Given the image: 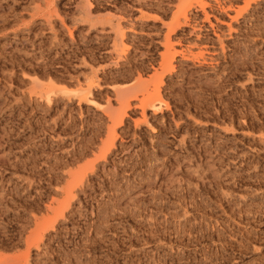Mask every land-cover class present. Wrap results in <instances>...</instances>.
Returning a JSON list of instances; mask_svg holds the SVG:
<instances>
[{"label":"rangeland","instance_id":"rangeland-1","mask_svg":"<svg viewBox=\"0 0 264 264\" xmlns=\"http://www.w3.org/2000/svg\"><path fill=\"white\" fill-rule=\"evenodd\" d=\"M187 1L0 0L3 264H264V0H206L204 11L194 2L190 25L171 39L174 70L163 73L172 57H162L166 28L140 17L171 23ZM88 10L128 17L121 24L135 31L120 58L112 33L58 58L50 27L70 45L66 27L81 40ZM35 65L39 75L22 69ZM160 81L161 108L141 109ZM117 89L126 91L124 110ZM109 108L126 115L98 161ZM92 162L63 216L54 213L69 174ZM45 217L57 221L39 228V249L28 251Z\"/></svg>","mask_w":264,"mask_h":264},{"label":"bare ground","instance_id":"bare-ground-1","mask_svg":"<svg viewBox=\"0 0 264 264\" xmlns=\"http://www.w3.org/2000/svg\"><path fill=\"white\" fill-rule=\"evenodd\" d=\"M187 2H189V4H187V6L185 5L182 9H181V12L180 13H178L177 14V16L175 17V19L174 20H172V22L171 23H167V24H165V22L163 21V16H159V15H155V16H148V15H142L140 18H144V19H147V20H151L152 22H159V23H161V25L162 26H164L165 28H166V32L164 33V40H163V42H162V45L164 46V49H165V51H164V53H162V57L163 58H167L168 56H172V57H170V59H169V62L167 63V65L164 67V68H162L161 70H163V73H165V72H171L172 73V71L174 70V66L172 65V60L174 59V57H175V54H178V52L176 53H173V54H171V49H173L174 47H173V43H172V37H173V34H175L176 32H177V30H179V29H181V28H183V27H186V26H189L190 25V19L188 18L189 17V15H187V9H188V7L189 6H191L194 2H196L197 4L196 5H198V7L202 10V11H204L205 10V8H206V6L207 5H209V3H207V1L206 0H188ZM195 4V3H194ZM89 8H90V6H88ZM192 7V6H191ZM86 11V10H85ZM91 12H90V10H88L85 14L86 15H84V17H82V18H80L79 19V21L78 22H80V23H85V24H88L87 26H88V29L85 31V33L84 34H82L83 36H82V39L81 40H75V37H74V33H73V31L70 29V27L68 28V27H66V30H67V32L69 33L68 34V36L70 37V41H71V44L70 45H68V43H62L61 41H59V40H57V33H56V30H55V27L53 28L52 26L50 27V29H51V31L53 32V34H54V42L53 43H55L53 46H51L53 49L55 48V52L57 53V55H58V58H61V55L62 54H65V53H71L70 54V56L72 57V56H76L75 54H77V52L79 51V52H81L80 50H78L79 48H81L82 46H87V45H93V44H95V43H97V44H101V45H103L105 42H103L106 38H110V35H111V33L113 34V36H112V39H111V42H112V45H113V51L116 53V55L117 56H115V57H117V58H120L121 56H120V54H119V52H122V51H125L124 50V48H125V43H123V41H124V39H125V37L127 36V31H129V32H134L135 31V28L133 27V26H129V27H123L122 26V24H121V21L122 20H124L125 18H127L128 19V17L126 16H124V15H119V16H111V17H107V18H100V17H91L90 15L92 14H90ZM129 16V15H128ZM132 16V15H131ZM130 16V17H131ZM129 17V18H130ZM60 18V17H59ZM77 19V18H76ZM144 19H143V21H144ZM46 21V20H45ZM48 23H49V21H48ZM62 23H63V21H62ZM47 24V23H46ZM63 25H64V23H63ZM130 25V24H129ZM65 26V25H64ZM155 26V25H154ZM65 28V27H64ZM99 28V29H98ZM127 28V29H126ZM61 29V28H60ZM42 30V29H41ZM59 30V29H58ZM96 31L97 30V35H95L94 36V38H93V36L90 34L92 31ZM50 31V32H51ZM81 32V31H80ZM157 35V34H156ZM92 36V37H91ZM52 38H53V36H52ZM56 40V41H55ZM107 40V39H106ZM110 40V39H109ZM52 41V40H51ZM108 41V40H107ZM178 41V40H177ZM107 43V42H106ZM52 44V43H51ZM62 44L64 45L63 47H67V49H69L70 47H71V49H73V51H71L70 50V52L69 51H65V52H62L63 51V49H66V48H63L62 47ZM77 46H76V45ZM75 45V46H74ZM100 45V46H101ZM99 46V47H100ZM37 47V46H36ZM63 48V49H61L60 51L61 52H58V49L59 48ZM40 49V51H42L41 50V46L39 47ZM52 48H50V49H52ZM91 48H93V46L91 47ZM49 49V50H50ZM92 50V49H91ZM90 50V51H91ZM93 51V50H92ZM112 51V53H114ZM87 52H89V51H87ZM111 52V51H110ZM93 53V52H92ZM180 53V52H179ZM181 54V53H180ZM12 55V54H11ZM26 55V54H25ZM57 55H56V58H57ZM183 56H184V54H182ZM63 56V55H62ZM189 56V55H188ZM191 56V55H190ZM66 57H68V56H66ZM192 57V56H191ZM24 58V57H23ZM190 58V57H189ZM196 58H198V57H196ZM195 58V59H196ZM12 59V58H11ZM17 59V58H16ZM187 59H188V57H187ZM8 60V59H7ZM50 60V59H49ZM112 61V60H111ZM21 62V61H20ZM23 62V61H22ZM81 62V61H80ZM18 63V62H17ZM51 63V62H50ZM81 63H84V65H87L88 63L87 62H85L84 60L81 62ZM89 63H93V59H91L90 60V62ZM113 64H115L116 66L119 64V62H117V61H115V62H112ZM118 63V64H117ZM194 63V62H193ZM35 64V63H34ZM52 64V63H51ZM25 65V64H24ZM41 65H43V64H41ZM45 65V64H44ZM50 65V64H49ZM83 65V64H82ZM91 65V64H90ZM27 66V65H26ZM26 66H22L23 68V70H26V71H32L33 73L35 72V73H37V70H39V68H40V65L39 66H37V65H35V66H33V68H32V66L31 67H29V68H27ZM30 66V65H29ZM47 66V65H46ZM48 68H50L49 66H48ZM93 68V67H92ZM94 69V68H93ZM42 70H43V68H42ZM97 70V69H96ZM45 71V70H44ZM95 71V70H94ZM94 71H93V73H94ZM98 71V70H97ZM31 72V73H32ZM39 72V71H38ZM41 73L40 74H42V75H44L43 73H42V71H40ZM45 72H47L48 74H54V73H56L55 71H50V70H46ZM44 72V73H45ZM58 72V71H57ZM34 73V74H35ZM26 74H27V72H26ZM29 74H30V72H29ZM38 74V73H37ZM46 74V73H45ZM95 74V73H94ZM33 75V74H32ZM39 75V74H38ZM37 75V76H38ZM44 76H46V75H44ZM48 77V76H47ZM50 77V76H49ZM55 77H57L56 75H55ZM52 78V77H51ZM98 78V77H97ZM37 80V79H36ZM52 80H54L53 78H52ZM34 81H35V78H34ZM32 82L33 83V86H34V88L36 89V88H38L40 85V83H38V82ZM55 81V80H54ZM90 85H92V83H94L93 82V80L92 79H90ZM161 83V81L158 83V85H157V88H156V90L155 91H153L151 94H147V96H145L142 100H141V106H140V104H139V106L140 107H143V108H141V109H144L145 110V108H146V106H149L150 107V109H153L154 111L155 110H159L160 108H161V104H159V103H157V100H160L159 99V94H158V90H159V84ZM96 87H99V84L97 83L96 85H95ZM87 88H89V87H87ZM92 90V89H91ZM125 89H117V95H116V98H117V96H118V101H119V104H118V108H119V106H120V108H126V107H128L129 106V101H128V97H124L126 94L124 93V92H126V91H124ZM90 92V91H89ZM146 92V91H145ZM44 93V92H43ZM42 93V94H43ZM53 93V92H52ZM32 94H35V96L36 95H38V98L39 99H41V100H44L45 102H47L48 104H50L51 103V97H50V95H48V94H46V95H42V94H38L37 93V91L36 90H33L32 91ZM125 94V95H124ZM93 95V94H92ZM55 97V96H54ZM76 97V96H75ZM127 98V99H125L124 100V98ZM64 98V97H63ZM92 99H90L89 100V103L90 104H92V105H94V104H96V102H95V100H93V97H91ZM130 98H132V97H130ZM71 100H73V99H71ZM80 101L82 100V99H79ZM70 101V100H69ZM88 103V104H89ZM118 108H116L115 110H112V109H110L109 108V111L107 112V115H108V117H109V119H110V121H112V123H113V125H112V128H111V130L109 131V133H108V135H107V137H106V139L102 142V147L100 148V150H101V154H100V156L97 158V160L99 161V160H106V158L108 157V154H110L111 153V151H113V148H114V146H115V140H116V138H117V133H116V128L119 126V125H121V124H123V122H124V116L126 115V113H125V111L124 112H118L117 110H119ZM124 110V109H123ZM120 111V110H119ZM143 111V110H142ZM104 112H105V110H104ZM119 114H118V113ZM138 122V121H137ZM109 130V129H108ZM96 160V161H97ZM96 166H97V163L96 162H92L90 165H88V167L87 168H85V170L83 171V172H72L71 174H69V181L66 183L67 184V186L66 187H64L63 188V191L62 192H64V194H65V200H63V201H59L58 202V206H57V208H55L56 206H54V209H53V211H54V213H56L57 211H59V212H57V213H59V215H62L63 216V213H64V211H62L63 210V208L65 207V206H67V205H69V202H70V200L73 198V196H74V189H75V187H77V186H79V185H81V184H83L82 182H83V178L86 176V174L89 172H93L94 170H95V168H96ZM64 196V195H63ZM55 201V200H54ZM56 202V201H55ZM62 205H64L63 207H62ZM62 207V208H61ZM50 208H52L51 206H50ZM50 211H52V210H50ZM62 212V213H61ZM47 217V216H46ZM45 217V218H46ZM52 217H53V215H52ZM57 217V216H56ZM55 217V218H56ZM44 218V219H45ZM49 218V217H48ZM59 218V217H58ZM43 219V220H44ZM47 219V218H46ZM47 220H49V219H47ZM42 221V220H41ZM45 221V220H44ZM50 221V223L47 221L46 223H47V225H46V227H45V225L44 226H41L40 227V223L39 224H37L36 225V229L34 230V233H33V237H31L27 242H29V244H28V247H27V250L29 251V249L30 248H32L31 247V245L32 246H35L36 245V247H37V249H39V241L42 239V237L41 236H39L38 237V235H39V232H41V231H39V228H42V229H44L43 231H46L45 229H48V228H51V227H53V225H54V223L57 221V219L56 220H54V221H52L51 222V219L49 220ZM39 222V221H38ZM37 222V223H38ZM46 223H44V224H46ZM49 223V224H48ZM41 225H43V224H41ZM35 235H37V237L35 238ZM27 246V245H26ZM25 257V260H26V256H27V254L25 255V254H23ZM4 260L5 259H3V260H1L0 261V264H3L4 263ZM3 261V262H2ZM6 262H10L8 259L7 260H5ZM24 261V260H23ZM5 262V263H6ZM18 262V261H17ZM24 262H26V261H24ZM12 263V262H11ZM11 263H8V264H11ZM7 264V263H6ZM12 264H15V263H12Z\"/></svg>","mask_w":264,"mask_h":264}]
</instances>
